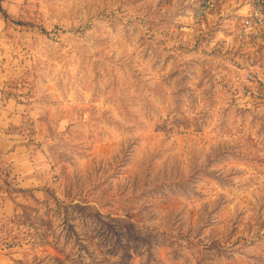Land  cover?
Returning a JSON list of instances; mask_svg holds the SVG:
<instances>
[{
  "label": "rangeland",
  "instance_id": "rangeland-1",
  "mask_svg": "<svg viewBox=\"0 0 264 264\" xmlns=\"http://www.w3.org/2000/svg\"><path fill=\"white\" fill-rule=\"evenodd\" d=\"M188 0H0V86L33 187L2 264H264V55Z\"/></svg>",
  "mask_w": 264,
  "mask_h": 264
},
{
  "label": "built area",
  "instance_id": "built-area-1",
  "mask_svg": "<svg viewBox=\"0 0 264 264\" xmlns=\"http://www.w3.org/2000/svg\"><path fill=\"white\" fill-rule=\"evenodd\" d=\"M194 4L190 17L192 30L220 12L222 17L235 21V41L249 54L264 55V0H188ZM245 93L264 101V72L250 70L246 77Z\"/></svg>",
  "mask_w": 264,
  "mask_h": 264
},
{
  "label": "crops",
  "instance_id": "crops-1",
  "mask_svg": "<svg viewBox=\"0 0 264 264\" xmlns=\"http://www.w3.org/2000/svg\"><path fill=\"white\" fill-rule=\"evenodd\" d=\"M23 110L22 105L7 96L4 87L0 86V162L5 158L9 170L13 174L22 176L17 182V186L21 189H28L33 187L30 178L32 168L24 149L16 142V136L11 131L15 125L21 122ZM14 212V199L5 195L0 185V215L11 217ZM2 262L3 260L0 261V264Z\"/></svg>",
  "mask_w": 264,
  "mask_h": 264
}]
</instances>
